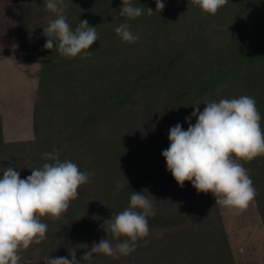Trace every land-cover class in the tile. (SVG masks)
<instances>
[{
  "label": "rangeland",
  "instance_id": "rangeland-1",
  "mask_svg": "<svg viewBox=\"0 0 264 264\" xmlns=\"http://www.w3.org/2000/svg\"><path fill=\"white\" fill-rule=\"evenodd\" d=\"M163 1L180 4L182 14L166 19L154 32L149 30L146 22L132 23L123 17L117 19L119 12L113 6L108 7L107 0H65L66 19L73 30L76 23L81 22L82 15L102 21V27L89 23L96 26L98 34V41L89 48L91 55L69 59L62 57L56 47L50 50L43 47L47 39L42 34L43 28L48 26L49 19L55 18L53 13L45 10V0H0V53L8 59L7 63L0 60V97L9 100V107L2 103L5 107L0 104V111L4 115L5 140L22 139L17 140V145L0 147V166H16L22 179L31 175V169L41 166L38 146L53 143L58 148L57 132L69 121L75 122L76 118L82 117L83 111L91 106L97 88L101 87L103 94L112 90V96L119 92V97L128 98L127 105L112 106L111 121L92 128V136L87 140L68 146L69 150L65 147L64 158L77 164L81 171L94 172V176L80 186L79 196L71 201L70 210L58 218L60 223L53 219L56 221L48 227L52 233L58 234L63 223H78L93 196L99 194L111 200L131 179L147 176V180L167 174L161 152L169 146V115L197 103H201L197 106L204 107L203 103L215 96V90H210L199 97L193 83L187 89H178L177 94L172 84L166 81L148 83L140 80L145 67L144 58L148 54L157 56L163 49L170 50L185 35L202 29L212 51L208 54L202 49L194 53L183 70L192 76L191 67L201 61L197 56L200 55L208 58L203 61L207 73L209 61L217 60L213 51L223 46L232 35L229 28L233 27L238 39L230 57L224 56L217 64V81L225 75L227 68L234 69L248 56L245 49L238 47L239 42L247 46L264 43V37L255 33L252 21L248 31L241 27L234 29L230 2L212 16L188 4V0ZM125 22L139 36L133 44L122 42L115 33V28ZM253 65L254 62L249 63L252 70ZM247 67L245 70L251 71ZM240 69L244 70L243 67ZM238 74L234 73L233 79ZM236 87L231 90V98L245 95L242 86ZM258 98L256 102H259ZM141 103L148 106L146 111ZM256 107L260 114V106L256 104ZM36 109L38 112L34 114ZM260 126L264 130V116ZM258 157L249 164L252 166ZM239 162L246 168L244 161ZM253 170L257 174L264 173L258 167ZM149 194L155 198V213L176 209L191 214L192 220L187 224H192V231L187 235L193 236L182 237L177 228H149V235L144 238L148 243L138 241L128 256L113 259L93 254L91 264H264V226L256 197L246 211L235 216L215 204V199L211 202V193L198 194L189 181L183 187L176 183L156 188ZM149 194L145 196L152 200ZM47 219L41 218L44 223ZM92 245L46 235L40 244H32L21 253L20 264L26 261L44 264L47 256L66 257L73 248L77 260H80ZM82 264L89 262L83 261Z\"/></svg>",
  "mask_w": 264,
  "mask_h": 264
},
{
  "label": "clouds",
  "instance_id": "clouds-1",
  "mask_svg": "<svg viewBox=\"0 0 264 264\" xmlns=\"http://www.w3.org/2000/svg\"><path fill=\"white\" fill-rule=\"evenodd\" d=\"M189 3L205 15L214 16L228 0H188ZM155 5L153 11L142 5L134 6L130 0H121L116 18L131 21L140 17L144 9L152 15L165 8L163 0H155ZM66 7L65 0H45V10L55 18L49 19L48 26L43 28L42 34L47 38L43 47L47 50L56 47L62 57L69 59L91 55L89 48L98 41L96 26H90L85 19L73 30L66 19ZM115 33L128 44L139 39L126 22L120 23ZM221 90L218 88L217 92ZM199 104L192 105L193 112L185 117L189 124L187 130L179 123L169 129V146L161 152L166 170L178 186L183 187L189 181L198 194L211 193L215 204L239 216L256 196L253 181L239 161L250 162L264 156V130L260 126L256 101L247 95L212 100L203 103V111L197 107ZM193 117L195 124L190 123ZM43 156L51 163L31 169V175L23 179L16 166H0L3 172L0 177V264H20L21 253L46 238L48 226L41 218L58 219L79 196L80 186L94 176V172L81 171L70 160H61L59 150L45 152ZM150 196L152 200L142 192L133 191L129 205L101 224L107 238L94 242L80 260L73 248L66 257L47 256L44 264H82L83 261L91 264L93 254L113 259L128 256L137 242L149 235L148 218L156 215L155 198Z\"/></svg>",
  "mask_w": 264,
  "mask_h": 264
},
{
  "label": "trees",
  "instance_id": "trees-1",
  "mask_svg": "<svg viewBox=\"0 0 264 264\" xmlns=\"http://www.w3.org/2000/svg\"><path fill=\"white\" fill-rule=\"evenodd\" d=\"M108 7H115L119 12L121 0H107ZM130 2L134 6L140 7L141 5L146 8H152L153 11L156 9L155 0H130ZM165 3V1H163ZM232 4L231 10L234 18V29H238L239 27L243 28L244 31H248L250 29L251 21L254 22L255 33L258 36L264 37V0H228ZM79 14V11L78 13ZM182 14L181 5L177 4L173 1V3H165V8L158 14L153 13L152 15L147 14V9H144L143 14L136 18L135 20H131L132 23L140 21L146 22L149 30L156 32L157 29L163 25L164 21L168 18L173 17L174 15L178 16ZM82 20H87L88 23L92 25L102 27V21L97 19L96 21L91 19L88 15H82ZM74 22V21H73ZM76 23V22H74ZM80 23V22H79ZM76 23V24H79ZM233 27L229 28V32L232 33L231 36L225 40L222 47L215 49L213 51V55L217 60L209 61L211 62L209 71L205 73L206 64L203 61H207L208 58L204 56L197 55L201 61L194 63L191 69L193 70L192 76H189V71H184L183 68L186 66L187 62H189L193 54L196 52L212 51L209 44V39L204 34L203 30L194 31L193 33L185 35L181 38L179 44L170 49H163L157 56L154 54H148L144 58V72L141 73L140 80L145 82H155L162 80L163 82L172 84V87L179 94L178 89H187L190 86V83L196 86V92L200 96L204 95L210 90H215V96L211 98L210 101L220 99H230L232 96V88H237L236 86H242V94H245L249 97L255 99V101L260 106V116H264V43L261 45L255 46H247L243 42L238 43V47L241 49H245L248 52V56L246 59L241 61V63L235 67L234 69L226 70L225 75H223L219 80L217 79L216 72L219 71V65L217 64L219 61L224 59L225 57H230L231 50L233 48V44L235 46V42L238 39V34L234 32ZM213 45V44H212ZM206 59V60H204ZM231 62H233L231 60ZM254 62L253 69L249 68V63ZM222 64V63H220ZM251 71L247 69L246 66ZM225 67V64H222ZM243 67L242 71L240 68ZM226 68V67H225ZM183 72V73H182ZM238 73L236 79H233V74ZM140 81L138 78H136ZM173 80V81H172ZM172 81V82H169ZM136 83V81H135ZM137 84V83H136ZM227 87H224V86ZM221 88L220 92H217V89ZM104 90L100 87L97 88L96 94H94V98L91 106H88L87 111H83V115L80 118H76L75 122H68L65 124L60 131H58L59 141L56 144L58 148L55 147V144L45 143L44 145L38 146L39 157L41 160V166L51 161H46L44 159L43 154L45 152H52L54 149L59 150V158L64 160V151L65 147L68 149V146L79 142L80 140H87L88 137L92 136L90 131L92 128L100 126L104 123L110 122L112 119V106L113 105H127L128 98L127 97H119L121 94L119 92H115L112 96V90L106 91L109 94H103ZM142 108L145 110L148 108L147 105L143 103L140 104ZM262 106V108H261ZM119 107V106H118ZM200 111H203L204 107L197 106ZM38 112V110H34V114ZM146 111V110H145ZM193 112L192 105L189 108L184 110L180 109L178 112L169 115L168 123L169 129L176 125L177 123L182 125L184 130H187L189 124L185 122V117H188ZM196 118L193 117L190 121L191 124H195ZM57 136V135H56ZM15 142H6L2 136V125L0 119V147H7L9 145H17ZM257 159V158H255ZM254 160V159H253ZM251 162V161H250ZM253 165L251 166L249 162H244L246 166V170L253 181V186L256 190V204L260 211V215L263 221L264 226V173L257 174L253 168L258 167L261 171L264 172V156L258 157V160L253 161ZM80 163V162H79ZM80 165V164H79ZM257 165V166H256ZM254 166V167H253ZM20 171L19 169H17ZM147 178V176H145ZM144 176H139L136 179L132 180L124 185V187L116 194V196L108 200L103 196L92 197V200L89 201L88 207L83 213L80 221L76 224L73 222L63 223L64 225L59 227V233H52L48 231L46 235L62 237L66 240L72 241L74 243H94L102 238L107 237L105 231L100 227L104 220L111 217V215L118 214L122 212L130 202L131 194L134 192H142L144 195H148V193L153 192L156 188L164 187V186H172L176 184V181L173 179L170 172L165 175L154 177L153 179L145 180ZM100 192V191H99ZM211 202H214V196L211 195ZM71 203L68 209L60 216L64 217L66 213L70 210ZM42 218H48L45 223L48 227L51 226L53 221L49 216H45ZM192 220L191 214L186 211L180 210H171L168 212L156 213L155 216L148 218L149 228H169L179 229V234L182 237H192L189 234L192 229L188 225L187 222ZM58 223H60L58 219ZM221 231V230H220ZM222 232V231H221ZM185 235V236H184ZM110 237V234H109Z\"/></svg>",
  "mask_w": 264,
  "mask_h": 264
},
{
  "label": "crops",
  "instance_id": "crops-1",
  "mask_svg": "<svg viewBox=\"0 0 264 264\" xmlns=\"http://www.w3.org/2000/svg\"><path fill=\"white\" fill-rule=\"evenodd\" d=\"M5 55H3L2 53H0V60H3L5 63H7L6 61L8 60L6 57H3ZM8 68L10 69L9 72L12 73L13 75V72L11 71V68L8 66ZM4 103V105L6 107H9V100L7 102V98H4V97H0V104ZM3 104L1 105L2 108L5 107ZM12 111H14V108L11 107ZM8 111V109H5ZM0 119H1V125H2V136H3V139L4 141L6 142H15L17 140H22V139H10V140H5V137H6V132H5V129H4V115H3V112L0 111Z\"/></svg>",
  "mask_w": 264,
  "mask_h": 264
}]
</instances>
